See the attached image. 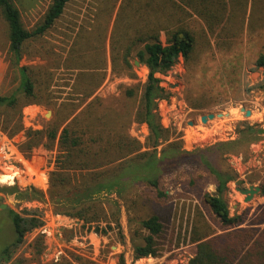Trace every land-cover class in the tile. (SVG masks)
<instances>
[{
	"label": "rangeland",
	"instance_id": "1",
	"mask_svg": "<svg viewBox=\"0 0 264 264\" xmlns=\"http://www.w3.org/2000/svg\"><path fill=\"white\" fill-rule=\"evenodd\" d=\"M14 2L24 27L31 30L41 21L51 0ZM248 2L247 12L241 19L243 30L237 32L239 34L225 48L217 47V36L211 35L198 17L191 19L197 37L192 60L185 63L181 59L169 72L157 75L168 97L158 102L156 112L161 126L171 135L170 141L157 151L171 142L179 145L181 150L191 152L231 141L245 125L262 130L259 140L245 147L240 154L228 153L216 162L222 169H231L237 174L236 181L228 184L226 193L230 215H244L241 228L261 230L264 222L254 224V221L264 208V72L256 68L255 61L264 49V28L258 35L249 32L258 23L251 14L250 0ZM125 4L126 0H70L53 29L31 43L30 54L19 62V67L31 71L38 93L35 99L39 104L22 108V128L14 136L10 135L13 130L10 128L6 133L0 132V190L7 192L9 199L6 203L10 211L23 218L34 217L41 224L25 233L14 260L23 258L26 264H51L80 256L96 264H118L120 259L123 264H187L195 250L188 241L197 209L217 234L222 233L211 224L201 201L205 193L214 192V186L212 179L200 169L182 168L164 176L160 191L166 194L165 198H158L155 191L145 185L127 190L121 200L115 193L109 195L119 203L118 227L110 220H101L97 226L93 225V230L77 218L58 213L59 204H52L47 196L49 176L57 170L61 160L58 159L62 152L57 139L51 143L43 137L31 151L23 149L27 131H43L59 115L62 117L59 118L57 138L65 126L77 132L84 130L82 140L85 142L90 139L91 131L96 132L98 138L96 146L93 142L86 146H93L98 153L90 161V165H96V168H76L78 161L74 160L73 169L68 170L72 180L78 181L83 175L110 169L141 153L153 151L147 145L145 124L135 120L148 70L133 53L129 58L130 71L121 72L111 63L114 32H118L121 25V19L117 25L116 21ZM259 24L264 27V22ZM160 40L165 42L162 33ZM235 45L239 47L231 50ZM102 58L105 64L101 67L99 60ZM18 85L17 67L12 64L8 53L5 24L0 20V95L11 94ZM128 89L133 90V96H126ZM87 91L90 93L86 94ZM62 104L67 105L65 111L60 110ZM95 109L97 112L93 116L110 123L106 127L109 131L102 137L97 136L101 133L97 122L95 125L98 126L93 129L82 128L86 125L88 112ZM245 111L250 112L249 117H245ZM209 113L223 115L210 123L212 127H220L218 133L208 134L209 131L202 128L189 130V125H201L199 116ZM117 116L128 117V123L110 128L115 121L113 117ZM120 137L126 148L116 146ZM190 179L197 180V187L201 188L199 194L189 185ZM30 187L43 192L45 200H19L18 203L13 200L16 191L22 192ZM250 187H257L260 192L245 202L246 196L238 189ZM153 213L164 224L163 235L158 240L162 254L158 258L134 261L133 246L138 240L133 233L137 220ZM8 220L1 210L0 246L13 239ZM36 242L44 246L38 257L32 250Z\"/></svg>",
	"mask_w": 264,
	"mask_h": 264
},
{
	"label": "trees",
	"instance_id": "2",
	"mask_svg": "<svg viewBox=\"0 0 264 264\" xmlns=\"http://www.w3.org/2000/svg\"><path fill=\"white\" fill-rule=\"evenodd\" d=\"M69 1L51 0L41 21L28 30L22 23L21 13L14 0H0V20L5 24L8 53L11 55L12 64L17 67L19 77V85L11 94L0 95V132L6 133L10 128L13 129L10 135L14 136L22 128V108L30 104H39L35 99L38 93L31 71L27 67H19V62L24 56L30 54L31 43L38 41L53 29ZM248 1L126 0L116 21L117 25L121 19V25L118 28L119 31L114 32L111 63L121 72L130 71L132 67L129 58L133 53L139 63L148 70L135 120L145 124L148 130L147 145L153 151L141 153L110 169L88 173L78 181L72 180L68 170L73 169L71 167L74 160L78 161L76 168L84 170L96 168V165H90V161L91 157L98 153L93 150V146L90 148L86 146L91 142L96 146L98 138L95 137L96 132L91 131V133L88 132L90 139L85 142L82 140V136L86 133L82 132L84 130L77 132L69 130L68 126L61 130L57 138L60 128L59 118L62 117L57 111L56 121L49 124L45 130L27 131L25 135L27 141L24 142L23 149L31 151L43 137L51 143L57 139L59 150L62 152L58 159L61 160L58 161L60 165H57V170L49 176L47 196L52 204H59L56 210L58 213L77 218L93 230H95L93 225L97 226L101 220H110V223L118 227L119 203L109 195L115 193L121 200L123 193L127 190L145 185L154 190L158 198H165L166 194L160 191V181L164 176L173 174L182 168L200 169L212 179L214 186V192L205 193L201 201L211 219V224L217 226L222 233L217 234V231L205 222L203 214L198 209L195 210L188 241L195 247V250L187 264H264V228L261 230L251 227L241 228L244 215H230L226 193L228 184L236 181L237 174L231 169H222L216 163L222 155L240 154L245 147L259 140L263 131L245 125L237 131L236 139L231 141L218 142L207 148H198L191 152H185L179 145L171 142L157 151L171 138L169 131L161 126L156 112L158 102L168 97L157 75L169 72L180 58L185 63L192 60L197 46V37L192 30L193 16L203 22L211 35L217 36V47L225 48L239 34L237 32L243 30L241 19L247 12ZM250 5L251 14L258 24L249 32L258 35L259 31L264 28L259 24L264 22V0H250ZM161 33L165 36L164 43L160 40ZM219 40L222 41L219 42ZM238 47L239 45H235L231 50ZM99 61L102 62L100 65L102 67L105 64L103 58ZM255 66L264 72V49L257 55ZM89 93L87 91L86 94ZM125 93L127 97L134 94L130 89ZM60 106L62 111L67 108L66 104ZM95 112H97L96 109L88 112L90 114L85 117L86 125L82 128L93 129L98 126L95 125L97 122L101 126V133L97 136L102 137L106 131H109L106 127H109L110 123L97 115L93 116ZM113 118L115 121L110 128L115 124L128 123L126 116ZM116 146L126 148L121 137ZM189 185L195 193H200L201 188L197 187V180L190 179ZM15 194L18 199L24 201L43 202L45 200L43 192L33 187L22 192L16 191ZM5 214L9 218L13 239L0 246V264H26L25 259L14 260L13 256L23 243L25 233L40 226L41 222L34 217L23 218L13 211L5 212ZM261 222H264V208L254 224ZM136 225L133 236L138 241L133 246V260L160 257L163 249L158 246V240L164 232L161 218L154 213L148 214L145 218L137 220ZM43 247L41 243L36 242L32 246L33 255L38 257ZM123 263L122 259L118 262V264ZM51 264L96 263L80 256H72Z\"/></svg>",
	"mask_w": 264,
	"mask_h": 264
},
{
	"label": "water",
	"instance_id": "3",
	"mask_svg": "<svg viewBox=\"0 0 264 264\" xmlns=\"http://www.w3.org/2000/svg\"><path fill=\"white\" fill-rule=\"evenodd\" d=\"M243 111V110H242ZM250 115L249 111H245V117H248ZM223 115L217 114H206L201 116L200 121L201 123L205 124L207 121L213 120L215 117H222ZM238 191L245 195V202H249L254 196H256L259 192L260 189L257 187H250L249 189H245V190H240L238 189ZM6 208V205L3 203H0V209L3 210Z\"/></svg>",
	"mask_w": 264,
	"mask_h": 264
},
{
	"label": "crops",
	"instance_id": "4",
	"mask_svg": "<svg viewBox=\"0 0 264 264\" xmlns=\"http://www.w3.org/2000/svg\"><path fill=\"white\" fill-rule=\"evenodd\" d=\"M181 60V58L178 60V61H180ZM210 114V113H209ZM226 116H227V114H226ZM250 116V115H249ZM248 116V117H249ZM199 118H201V116H199ZM212 121H214V119L213 120H210V122L209 121H207L205 124H203V123H201V121H200V126H194V125H189V130H191V129H193V128H195L197 131H199L201 128L202 129H204V130H208L209 132H208V134H214V133H218V130L220 129V127L219 126H215V127H212V125H210V123L212 122ZM215 122V121H214Z\"/></svg>",
	"mask_w": 264,
	"mask_h": 264
},
{
	"label": "flooded vegetation",
	"instance_id": "5",
	"mask_svg": "<svg viewBox=\"0 0 264 264\" xmlns=\"http://www.w3.org/2000/svg\"><path fill=\"white\" fill-rule=\"evenodd\" d=\"M18 192H20V191H18ZM7 196H8V195H7V192H6L5 189L0 190V203H3V202H4L5 205H6V208L3 209L2 211L8 213V211H10V209H9V205H8V203H6V202L8 201V199H9ZM13 200H14L16 203L20 202V201H19L20 199H18V198L16 197V194H14ZM10 201H12V200H10ZM21 201H22V200H21ZM4 203H3V204H4ZM0 211H1V209H0Z\"/></svg>",
	"mask_w": 264,
	"mask_h": 264
}]
</instances>
